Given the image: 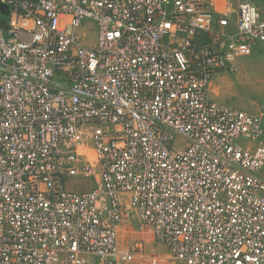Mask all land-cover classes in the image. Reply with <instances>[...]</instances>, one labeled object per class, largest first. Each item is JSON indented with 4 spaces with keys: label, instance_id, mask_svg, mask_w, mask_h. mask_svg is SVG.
<instances>
[{
    "label": "built area",
    "instance_id": "2783aa9c",
    "mask_svg": "<svg viewBox=\"0 0 264 264\" xmlns=\"http://www.w3.org/2000/svg\"><path fill=\"white\" fill-rule=\"evenodd\" d=\"M0 5V264H264V114L211 96L263 5Z\"/></svg>",
    "mask_w": 264,
    "mask_h": 264
},
{
    "label": "rangeland",
    "instance_id": "374dc122",
    "mask_svg": "<svg viewBox=\"0 0 264 264\" xmlns=\"http://www.w3.org/2000/svg\"><path fill=\"white\" fill-rule=\"evenodd\" d=\"M245 1L264 6V0H225L226 12L231 19L229 32L237 30L235 22L239 4ZM92 43L95 39V31L89 33ZM237 72L235 74L222 73L213 82L211 95L219 103L245 110L253 114H264V43L255 46L252 54L237 60ZM91 182L79 181L71 183L70 188L76 191H85ZM128 229V228H126ZM136 237L135 233L122 231L121 242L129 243ZM150 252L163 254L165 250L158 245L150 244Z\"/></svg>",
    "mask_w": 264,
    "mask_h": 264
},
{
    "label": "crops",
    "instance_id": "0c3cea01",
    "mask_svg": "<svg viewBox=\"0 0 264 264\" xmlns=\"http://www.w3.org/2000/svg\"><path fill=\"white\" fill-rule=\"evenodd\" d=\"M225 0H215L217 11L219 14H227L225 7ZM8 11L0 5V33L4 32L7 28ZM224 74V73H223ZM220 76V75H219ZM218 76V77H219ZM217 77V78H218ZM216 78V79H217ZM212 96V95H211ZM213 98V97H212ZM214 99V98H213ZM216 100V99H215Z\"/></svg>",
    "mask_w": 264,
    "mask_h": 264
},
{
    "label": "water",
    "instance_id": "95a60500",
    "mask_svg": "<svg viewBox=\"0 0 264 264\" xmlns=\"http://www.w3.org/2000/svg\"><path fill=\"white\" fill-rule=\"evenodd\" d=\"M2 7H3V6H2ZM3 8H4L5 10H7L6 7H3Z\"/></svg>",
    "mask_w": 264,
    "mask_h": 264
}]
</instances>
